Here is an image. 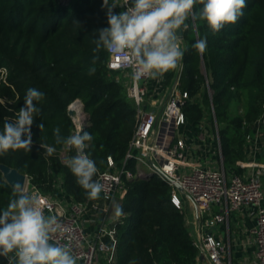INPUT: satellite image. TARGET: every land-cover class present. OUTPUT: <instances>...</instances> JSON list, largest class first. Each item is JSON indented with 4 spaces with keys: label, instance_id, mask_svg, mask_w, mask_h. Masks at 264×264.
I'll return each instance as SVG.
<instances>
[{
    "label": "trees",
    "instance_id": "obj_1",
    "mask_svg": "<svg viewBox=\"0 0 264 264\" xmlns=\"http://www.w3.org/2000/svg\"><path fill=\"white\" fill-rule=\"evenodd\" d=\"M103 0H0V131L14 120L29 88L44 94L35 102L41 109L31 128V152L9 150L0 155L8 166L32 179L47 193L57 178L76 202L87 200L71 171L61 163L53 129L63 136L73 130L68 106L76 99L88 116L93 140L86 150L98 172L108 168V158L121 166L137 126L136 108L125 88L116 81L120 73L107 68L108 53L101 51L94 75L88 68L94 55L93 31L107 27ZM243 16L212 34L204 21L191 27L182 60L180 87L188 98L183 107L189 124L200 123L207 111L215 120L224 170L244 160L245 144L256 121L264 114V0H246ZM201 5L197 4L198 11ZM184 31V37L186 32ZM207 37V50L199 54L192 45ZM166 76V83L171 80ZM43 124V129L38 125ZM44 145L57 152L46 155ZM74 150L71 155H74ZM127 168L133 170L134 164ZM55 179V181H54ZM119 203L124 215L117 229V264H194L184 212L171 201L170 186L157 176L126 182ZM13 188L0 171V209L7 206ZM0 264L6 259L0 257Z\"/></svg>",
    "mask_w": 264,
    "mask_h": 264
},
{
    "label": "built area",
    "instance_id": "obj_2",
    "mask_svg": "<svg viewBox=\"0 0 264 264\" xmlns=\"http://www.w3.org/2000/svg\"><path fill=\"white\" fill-rule=\"evenodd\" d=\"M116 3L114 11L117 13L129 6V0H116ZM106 66L120 73L116 81L123 85L127 97L135 105L138 122L121 166L109 157L107 170L94 177L104 185L100 198L65 203L51 193L42 192L24 175L23 188L40 194L49 206L46 215H56L61 224V230L54 234L55 242L68 245L77 257V264H116V226L122 221L113 222L112 203L123 197L126 182L157 176L170 186L171 201L176 208L184 211L182 196L193 209L191 220L186 219V222L193 226L192 245L197 250L194 264H234L230 245L220 236L218 226L227 223L232 212L246 207L252 209L254 219L249 238L254 247L250 264H264V191L258 171L264 166L248 164L250 170L246 175H229L223 167L209 169L187 161L192 148L181 135V129L189 124L183 112L188 96L180 87L182 66L163 90L158 82L151 85L152 80L148 78L134 81L131 67L126 66L122 58L108 54ZM1 80H5L4 70L0 71ZM72 103H78L79 109H71ZM72 103L68 106V110L74 112L71 134L78 126L83 130L88 124L81 101L76 99ZM205 136L201 131L199 137L204 139ZM71 153L66 155L71 156ZM64 155L60 150L58 157L62 164ZM130 163L134 164L133 170L127 168ZM96 222L98 228L91 235L87 227Z\"/></svg>",
    "mask_w": 264,
    "mask_h": 264
},
{
    "label": "clouds",
    "instance_id": "obj_3",
    "mask_svg": "<svg viewBox=\"0 0 264 264\" xmlns=\"http://www.w3.org/2000/svg\"><path fill=\"white\" fill-rule=\"evenodd\" d=\"M201 7L198 11L195 6ZM247 7L246 0H129V6L118 13L116 0H103L107 27L93 31L91 43L94 55L88 75L96 72L99 53L122 58L131 67L134 81L141 78L161 79L167 72L182 66L186 49L182 48L181 33L196 25L189 21H204L212 34L226 25L235 24ZM192 47L203 54L207 37L196 40ZM44 94L29 88L14 120H5L0 131V155L9 150L31 152V128L41 109L35 102ZM43 129L44 125H38ZM56 145L65 153L63 164L76 178L89 200L100 198L104 185L95 180L99 169L86 151L93 136L78 126L73 134L63 136L59 127L53 129ZM47 156L57 152L54 146L44 145ZM74 150V155H66ZM49 206L38 193H30L19 184L13 187L5 208L0 209V257L7 264H77V257L66 244L55 242L54 234L61 224L54 214L46 215ZM113 222L124 215L122 206L113 201Z\"/></svg>",
    "mask_w": 264,
    "mask_h": 264
},
{
    "label": "crops",
    "instance_id": "obj_4",
    "mask_svg": "<svg viewBox=\"0 0 264 264\" xmlns=\"http://www.w3.org/2000/svg\"><path fill=\"white\" fill-rule=\"evenodd\" d=\"M184 32H182V45L183 48L187 45L183 43ZM173 78V70L167 72L161 79L152 80L151 85H156L157 82L160 84L162 90L167 88L169 83H166V76L171 74ZM171 82V80H170ZM153 85V86H154ZM215 120L213 119V122ZM200 123L193 125L188 124L181 129V135L187 138L188 143L191 145L192 151L187 154V161L194 164L200 165L209 169H220L223 167V158L221 155L220 142L217 139V127H215V133L210 135L206 128H202L205 133L204 139L200 136ZM242 164V165H241ZM248 164H255L258 166H264V115H262L254 124V128L250 133V139L246 140L244 160L237 162L230 170L225 171L227 174H238L246 175L249 173ZM224 169V167H223ZM260 182L262 191H264V168H259ZM58 180L59 193L53 194L57 199L62 200L65 203L72 202V198L69 197L61 186V181ZM60 183V184H59ZM61 187V188H60ZM56 191V192H57ZM50 193V192H47ZM122 198L117 200L120 203ZM189 203V202H188ZM185 208V206H184ZM189 213L184 212L186 219L191 220L192 207L189 204ZM251 208H241L238 211H234L229 215L227 223L219 225L218 231L222 239L226 244L230 245L231 258L234 264H250L253 260L254 247L250 242V230L254 226V219L251 215ZM122 217L119 219L121 220ZM113 219V214H112ZM110 221V220H109ZM122 221V220H121ZM187 223V222H186ZM190 229V234L193 231V226L188 222L187 224ZM98 228L97 222L95 224L88 225L87 231L89 234H94ZM7 264V261H6ZM117 264V255H116Z\"/></svg>",
    "mask_w": 264,
    "mask_h": 264
},
{
    "label": "rangeland",
    "instance_id": "obj_5",
    "mask_svg": "<svg viewBox=\"0 0 264 264\" xmlns=\"http://www.w3.org/2000/svg\"><path fill=\"white\" fill-rule=\"evenodd\" d=\"M195 32H196V30H195ZM192 35H191V32H186V37L183 39V43L185 44V45H187V43H188V39L191 37ZM182 48H183V46H182ZM176 70H178V69H175V70H173V74L176 72ZM172 80V79H171ZM170 85V82H169V84H167L166 86H169ZM155 97V96H154ZM200 125H201V129H200V131H199V133L201 132V131H203L202 130V128L204 129V128H206L207 130H208V133L211 135H213L215 132V123L213 122V119H212V114H211V112L210 111H207L206 112V114H205V117L203 118V120L200 122ZM54 181H55V179H54ZM57 189H58V181H57V183H53V184H51V187H50V189H49V192L50 193H53V194H57V193H59V191H57ZM57 191V192H56ZM181 199L183 200V202H184V206H185V208H184V211L185 212H187V213H189V203L181 196Z\"/></svg>",
    "mask_w": 264,
    "mask_h": 264
},
{
    "label": "water",
    "instance_id": "obj_6",
    "mask_svg": "<svg viewBox=\"0 0 264 264\" xmlns=\"http://www.w3.org/2000/svg\"><path fill=\"white\" fill-rule=\"evenodd\" d=\"M182 35V33H181ZM68 115L70 117L74 116V112L72 110H68ZM217 127V126H216ZM0 171L2 173V177L4 178L5 182L10 186L14 187L15 185L19 184L23 188L25 176L21 173H19L17 170L12 169L8 166H0ZM175 187L177 189H180V186L178 184H175Z\"/></svg>",
    "mask_w": 264,
    "mask_h": 264
},
{
    "label": "bare ground",
    "instance_id": "obj_7",
    "mask_svg": "<svg viewBox=\"0 0 264 264\" xmlns=\"http://www.w3.org/2000/svg\"><path fill=\"white\" fill-rule=\"evenodd\" d=\"M72 104H73V103H72ZM78 107H79V104H78V103H77V104H73V105L71 106V109H72V108H74V109H79Z\"/></svg>",
    "mask_w": 264,
    "mask_h": 264
}]
</instances>
